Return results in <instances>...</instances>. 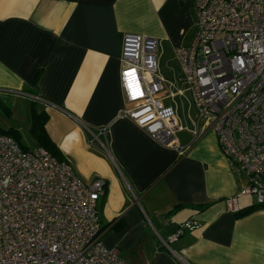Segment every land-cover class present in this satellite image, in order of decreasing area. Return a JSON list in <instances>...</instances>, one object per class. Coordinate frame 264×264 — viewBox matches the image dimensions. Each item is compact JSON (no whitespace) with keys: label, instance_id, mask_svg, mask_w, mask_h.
<instances>
[{"label":"crops","instance_id":"1","mask_svg":"<svg viewBox=\"0 0 264 264\" xmlns=\"http://www.w3.org/2000/svg\"><path fill=\"white\" fill-rule=\"evenodd\" d=\"M194 21V0H0V106L8 118L0 129H16L21 141L33 101L46 111V131L75 173L105 179L101 240L131 264H264V207L251 196L238 197V212L227 205L246 179L216 134H201L180 155L119 115L124 34L156 37L159 74L182 87L174 49L189 43ZM175 106L186 127L179 139L190 143L192 122ZM83 125H108L112 158L86 146ZM187 220L197 224L169 247L160 242Z\"/></svg>","mask_w":264,"mask_h":264},{"label":"built area","instance_id":"2","mask_svg":"<svg viewBox=\"0 0 264 264\" xmlns=\"http://www.w3.org/2000/svg\"><path fill=\"white\" fill-rule=\"evenodd\" d=\"M194 9L193 35L174 49L182 87L159 74L156 37L124 34L119 115L180 155L213 131L231 168L246 179L227 198L229 208L240 211L239 196L264 207V0H194ZM176 95L188 96L195 110L190 143L179 139L186 127L176 106L164 102ZM83 128L86 146L112 158L108 125ZM105 192L104 178L85 182L67 160L0 133V264H131L101 240L98 202ZM196 224L187 220L160 242L169 247Z\"/></svg>","mask_w":264,"mask_h":264},{"label":"trees","instance_id":"3","mask_svg":"<svg viewBox=\"0 0 264 264\" xmlns=\"http://www.w3.org/2000/svg\"><path fill=\"white\" fill-rule=\"evenodd\" d=\"M34 102L35 101H33L31 108V124L29 128L32 137L34 138L37 146H42L46 148L52 155L57 157L59 160H66L59 146L54 141H52V139L50 138V136L46 131L45 124L48 118L46 111L38 110ZM0 133L13 137L23 148H27L19 140V133L16 129L14 128L3 129V130L0 129ZM254 206L256 207V205ZM102 228L103 226L101 225V229Z\"/></svg>","mask_w":264,"mask_h":264},{"label":"rangeland","instance_id":"4","mask_svg":"<svg viewBox=\"0 0 264 264\" xmlns=\"http://www.w3.org/2000/svg\"><path fill=\"white\" fill-rule=\"evenodd\" d=\"M174 105L176 103H180L182 105V109H180L181 116H183V119L186 125H190L191 119L194 116V109L192 105L190 104L188 96H181L177 97L176 99L173 100ZM2 114V115H1ZM8 118L4 115L3 108L0 106V125H2V121L7 120ZM20 137H21V143L30 148L35 146V140L32 137L30 130H29V125L22 124V128L20 129Z\"/></svg>","mask_w":264,"mask_h":264},{"label":"snow or ice","instance_id":"5","mask_svg":"<svg viewBox=\"0 0 264 264\" xmlns=\"http://www.w3.org/2000/svg\"><path fill=\"white\" fill-rule=\"evenodd\" d=\"M125 75H128V73H126Z\"/></svg>","mask_w":264,"mask_h":264}]
</instances>
